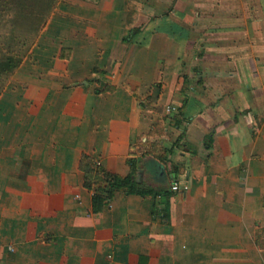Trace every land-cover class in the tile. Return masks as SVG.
I'll return each mask as SVG.
<instances>
[{"label":"crops","instance_id":"0c3cea01","mask_svg":"<svg viewBox=\"0 0 264 264\" xmlns=\"http://www.w3.org/2000/svg\"><path fill=\"white\" fill-rule=\"evenodd\" d=\"M84 156L154 191L96 209ZM0 264H264V0H58L0 85Z\"/></svg>","mask_w":264,"mask_h":264},{"label":"trees","instance_id":"16d2710c","mask_svg":"<svg viewBox=\"0 0 264 264\" xmlns=\"http://www.w3.org/2000/svg\"><path fill=\"white\" fill-rule=\"evenodd\" d=\"M56 3L57 0H0V23L3 20L8 22L4 32L2 30L5 24H0V85L20 66ZM81 164L85 172V185L94 190L96 209H101L118 188L139 193L154 191L153 188L138 187L132 174L122 176L113 173L90 156H84ZM132 166L134 172V161Z\"/></svg>","mask_w":264,"mask_h":264},{"label":"water","instance_id":"95a60500","mask_svg":"<svg viewBox=\"0 0 264 264\" xmlns=\"http://www.w3.org/2000/svg\"><path fill=\"white\" fill-rule=\"evenodd\" d=\"M143 173H144L143 168L138 169L139 177H141V175ZM152 174L154 175V177L156 179H159V180L165 178L166 177V171H165V167L163 166V164L157 161V167L156 168L154 167Z\"/></svg>","mask_w":264,"mask_h":264},{"label":"rangeland","instance_id":"374dc122","mask_svg":"<svg viewBox=\"0 0 264 264\" xmlns=\"http://www.w3.org/2000/svg\"><path fill=\"white\" fill-rule=\"evenodd\" d=\"M57 2H58V0H57ZM56 5H57V3L55 4V7H56ZM55 7H54V8H55ZM6 18H7V17H6ZM47 21H48V20H47ZM0 24H5V25L3 26V30H2V32L6 31L4 28H6V27L8 26V22L5 21V20H3L2 23H0ZM134 32H135V30L132 31V33H134ZM39 34H40V33H39ZM143 36H144L143 38L146 39V40H148V38L150 37L148 33H145V35L143 34ZM144 39L141 40V44H142V45L146 44V43H145L146 41H144ZM138 41H139V39H138ZM195 48L197 49L198 47H195ZM26 55H27V54H26ZM26 55H25V56H26ZM24 58H25V57H24ZM24 58H23V59H24ZM22 61H23V60H22ZM170 108H171V106L168 107V109H170Z\"/></svg>","mask_w":264,"mask_h":264},{"label":"built area","instance_id":"2783aa9c","mask_svg":"<svg viewBox=\"0 0 264 264\" xmlns=\"http://www.w3.org/2000/svg\"><path fill=\"white\" fill-rule=\"evenodd\" d=\"M98 163H100V162L98 161ZM172 188L173 189H178L179 188V182L175 181L174 184L172 185Z\"/></svg>","mask_w":264,"mask_h":264}]
</instances>
